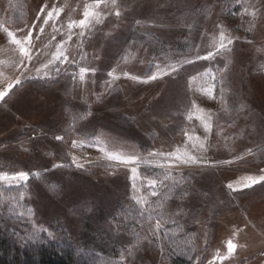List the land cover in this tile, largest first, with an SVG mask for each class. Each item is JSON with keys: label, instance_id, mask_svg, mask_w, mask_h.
<instances>
[{"label": "rangeland", "instance_id": "1", "mask_svg": "<svg viewBox=\"0 0 264 264\" xmlns=\"http://www.w3.org/2000/svg\"><path fill=\"white\" fill-rule=\"evenodd\" d=\"M0 175L91 264H264V0H0Z\"/></svg>", "mask_w": 264, "mask_h": 264}, {"label": "trees", "instance_id": "2", "mask_svg": "<svg viewBox=\"0 0 264 264\" xmlns=\"http://www.w3.org/2000/svg\"><path fill=\"white\" fill-rule=\"evenodd\" d=\"M13 227L8 221L0 224V264H91L89 255L83 251L101 246L109 249L114 243L112 233L100 232L99 227L89 229L92 232L86 234L89 236L86 240L74 239L67 232L54 243L44 239L26 241L11 232Z\"/></svg>", "mask_w": 264, "mask_h": 264}, {"label": "snow or ice", "instance_id": "3", "mask_svg": "<svg viewBox=\"0 0 264 264\" xmlns=\"http://www.w3.org/2000/svg\"><path fill=\"white\" fill-rule=\"evenodd\" d=\"M118 14V13H117ZM109 75H112V73H109ZM151 79H156V77L155 76H153V77H151ZM81 80H83V77L81 78ZM145 82H147V81H145ZM56 139L57 140H61L62 138L61 137H59V136H57L56 137ZM110 159L111 158H113V157H109ZM78 167H81V165H77ZM38 175V174H37ZM7 177H6V175H0V180H2V179H6ZM12 179H17V178H19V179H22V180H27L28 179V174L27 173H18V174H16V176H13V177H11ZM153 195H155V192H153L152 193Z\"/></svg>", "mask_w": 264, "mask_h": 264}]
</instances>
